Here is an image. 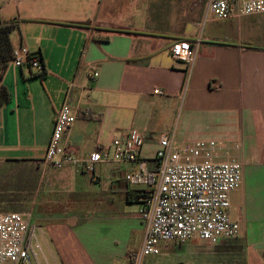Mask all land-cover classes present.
Segmentation results:
<instances>
[{
  "label": "crops",
  "instance_id": "crops-1",
  "mask_svg": "<svg viewBox=\"0 0 264 264\" xmlns=\"http://www.w3.org/2000/svg\"><path fill=\"white\" fill-rule=\"evenodd\" d=\"M94 1L0 0V19L18 22L12 47L24 46L44 67L38 73L9 64L4 72L0 85L10 100L0 106V168H33L28 192L22 178V203L31 204L30 223H47L36 225L45 255L55 264H128L132 240L140 247L143 239L140 203L126 200L140 190L124 180L132 165L80 172L43 163L68 91L78 112L68 132L76 159L124 131L142 135L146 159L162 134L238 140L242 179L230 194L238 264H264V14L204 20L207 0ZM177 41L197 48L189 73L168 53Z\"/></svg>",
  "mask_w": 264,
  "mask_h": 264
},
{
  "label": "built area",
  "instance_id": "built-area-1",
  "mask_svg": "<svg viewBox=\"0 0 264 264\" xmlns=\"http://www.w3.org/2000/svg\"><path fill=\"white\" fill-rule=\"evenodd\" d=\"M262 14L264 0H207L204 20ZM168 53L174 61L183 63L189 73L197 48L188 41H177ZM9 64L44 72L37 56L24 46L12 49ZM92 77H97V73H92ZM153 94L162 93L154 89ZM67 95L68 91L56 113L43 163L53 168L73 164L80 172L93 170L95 164L134 167L124 173V180L140 188L146 199L138 209L143 239L139 250L129 255L128 264H141L144 258L157 256L163 244H184L197 239L216 245L221 240L238 237L239 223L230 215V194L240 187L242 179L238 140L182 142L162 134L153 157L146 159L142 156V135L124 131L87 158L76 159L68 143V132L78 112L69 105ZM0 264H51L43 254L27 214L0 213Z\"/></svg>",
  "mask_w": 264,
  "mask_h": 264
},
{
  "label": "rangeland",
  "instance_id": "rangeland-1",
  "mask_svg": "<svg viewBox=\"0 0 264 264\" xmlns=\"http://www.w3.org/2000/svg\"><path fill=\"white\" fill-rule=\"evenodd\" d=\"M89 1L94 3L95 6L98 5L97 1ZM8 12L12 11L9 10ZM33 171L32 167L22 166V164L6 165L4 168H0V213H29L31 204L24 201L22 203V178L26 180L25 185L28 186V192L30 190L29 186H31L30 183L35 179ZM30 224L34 228V233L46 260L51 264H55L45 255L46 250L43 238L40 236V226L43 225L42 227H44L47 223L45 221H36L32 218ZM129 248H131L133 253H136L140 248L139 242L133 239ZM209 255H212V257L210 258ZM241 258L240 242L236 239L221 240L218 245L214 246L199 242L197 239H192L187 241L181 249L174 248L172 245H168L167 247L161 245L159 255L144 258L141 264H238L241 262Z\"/></svg>",
  "mask_w": 264,
  "mask_h": 264
},
{
  "label": "trees",
  "instance_id": "trees-1",
  "mask_svg": "<svg viewBox=\"0 0 264 264\" xmlns=\"http://www.w3.org/2000/svg\"><path fill=\"white\" fill-rule=\"evenodd\" d=\"M17 28L18 22L15 19L9 21L0 19V83L11 60L13 47L10 41V33ZM9 100L10 95L8 91L0 85V106L7 104ZM145 199L146 195L141 190H130L126 193V200L128 202L141 203Z\"/></svg>",
  "mask_w": 264,
  "mask_h": 264
}]
</instances>
